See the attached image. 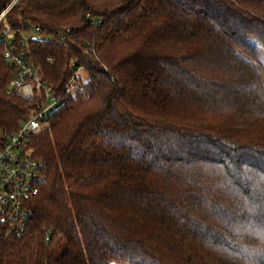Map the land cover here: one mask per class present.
I'll return each mask as SVG.
<instances>
[{
    "label": "trees",
    "instance_id": "1",
    "mask_svg": "<svg viewBox=\"0 0 264 264\" xmlns=\"http://www.w3.org/2000/svg\"><path fill=\"white\" fill-rule=\"evenodd\" d=\"M7 18L54 36L28 50L57 92L75 62L88 80L31 139L46 181L0 264H264V0H19ZM4 53L0 149L37 108Z\"/></svg>",
    "mask_w": 264,
    "mask_h": 264
},
{
    "label": "built area",
    "instance_id": "2",
    "mask_svg": "<svg viewBox=\"0 0 264 264\" xmlns=\"http://www.w3.org/2000/svg\"><path fill=\"white\" fill-rule=\"evenodd\" d=\"M18 1L14 0L0 12V41L5 46L4 58L15 71L9 93L34 101L37 108L29 113L27 120L15 133L5 135L0 149V234L6 238L24 235L30 216L29 204L40 195L46 181L44 165L35 157L31 139L54 112L67 101L76 100L86 92V87L79 82L84 67H76L78 62L72 64L75 70L61 94L44 81L31 61L28 44L32 41L48 43L54 36L32 25L17 37L7 16ZM30 32L37 36L29 38L27 34ZM67 32L71 30L67 29ZM51 233L48 232L47 242L50 241Z\"/></svg>",
    "mask_w": 264,
    "mask_h": 264
},
{
    "label": "rangeland",
    "instance_id": "3",
    "mask_svg": "<svg viewBox=\"0 0 264 264\" xmlns=\"http://www.w3.org/2000/svg\"><path fill=\"white\" fill-rule=\"evenodd\" d=\"M27 36L29 38H35L37 36V34L34 33V32H30L29 34H27ZM254 63L256 64V66L258 67L260 73L262 74L263 82H264V49L263 48H261L260 57L257 60H255ZM80 77L84 80V82H86L88 80V74L85 71H82L80 73ZM59 247H60V252L64 251L66 249L63 241L59 242Z\"/></svg>",
    "mask_w": 264,
    "mask_h": 264
}]
</instances>
